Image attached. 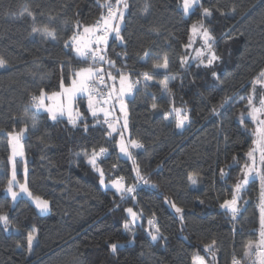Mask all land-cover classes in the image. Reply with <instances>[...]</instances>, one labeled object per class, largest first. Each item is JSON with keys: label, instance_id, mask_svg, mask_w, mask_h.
I'll return each mask as SVG.
<instances>
[{"label": "trees", "instance_id": "16d2710c", "mask_svg": "<svg viewBox=\"0 0 264 264\" xmlns=\"http://www.w3.org/2000/svg\"><path fill=\"white\" fill-rule=\"evenodd\" d=\"M184 1L117 4L102 55L136 80L128 140L139 147L125 156L82 99L76 122L31 105L89 65L70 39L116 0H0V264H261L264 161L253 149V108L264 92V0H196L186 12ZM196 27L207 34L205 54L192 41ZM98 151L93 166L87 158ZM101 177L122 178L132 192ZM233 197L231 214L223 204Z\"/></svg>", "mask_w": 264, "mask_h": 264}, {"label": "rangeland", "instance_id": "374dc122", "mask_svg": "<svg viewBox=\"0 0 264 264\" xmlns=\"http://www.w3.org/2000/svg\"><path fill=\"white\" fill-rule=\"evenodd\" d=\"M123 0H116L115 6L111 5L106 7V10L102 18L94 26H87L83 28L79 33L74 35L70 39V43L73 45L77 54L82 58H87L94 65L92 67L86 66L79 68L75 74L70 78L68 83L61 82L60 89L51 92L49 94L42 93L39 98L34 99L31 102L32 109L37 111L40 110L48 113L51 118L56 116H63L70 122H76L82 115L83 112L79 106L78 99H82L85 103V107L90 115L101 114L103 115L109 132L111 134L117 133V149L119 154L125 156L129 153V146L139 147L135 142L128 140V108L127 98L132 95L135 86V82L131 79L130 75L126 72H120L119 74L112 71L110 65L113 62L107 60L102 55V52L106 49V45L110 36L116 33V19H117V4H122ZM196 0H186L183 2V9L186 12ZM124 11V7H123ZM196 34H194L192 41L197 43L199 46V52L204 53V49L201 45L206 47L205 42L208 37L203 29L199 27L195 28ZM35 34L43 36L46 39H53V33L51 31H43L36 29ZM205 54V53H204ZM105 63L101 66L99 63ZM5 65L0 62V69ZM104 67H107L104 69ZM264 74V73H263ZM262 74L261 79L258 82L264 83V75ZM103 79V85L105 86V95H98L96 87L91 86L93 80L99 81ZM102 84H99L101 89ZM256 103V108H253V116L257 120L255 125L256 143L254 150L259 149L260 161H264V92ZM262 121V122H261ZM182 118H178V126L182 127ZM30 125L32 122L30 121ZM26 133L25 128L20 133L14 134L16 143L11 149V158L19 159L23 154L22 149V138ZM102 156V151L91 154L87 161L91 165H95L96 159ZM99 173L100 170L95 168ZM252 176L258 177V168H253ZM102 176V175H101ZM247 180L243 181V185ZM101 184L105 188H113L117 192L125 191L126 194L132 192L131 188H125L122 178H118L114 181L105 182L101 177ZM32 202L39 213H47L49 211L48 202L40 198H33ZM261 219H260V238L259 244L261 252L258 259L261 264H264V175L262 177V191H261ZM224 208L227 209L231 214L236 212V197L227 200L223 204ZM131 223H135L136 218L133 214H130ZM36 241V236L32 234L29 237V254L32 253V245ZM193 264H206L201 258L193 257Z\"/></svg>", "mask_w": 264, "mask_h": 264}, {"label": "built area", "instance_id": "2783aa9c", "mask_svg": "<svg viewBox=\"0 0 264 264\" xmlns=\"http://www.w3.org/2000/svg\"><path fill=\"white\" fill-rule=\"evenodd\" d=\"M94 64L90 61L89 65L90 67H92ZM99 84H102V81L101 79L99 81L97 80H93L91 82V86L92 87H96V93L100 96H103L104 98H106V95H105V89L103 87H101V89H99Z\"/></svg>", "mask_w": 264, "mask_h": 264}, {"label": "crops", "instance_id": "0c3cea01", "mask_svg": "<svg viewBox=\"0 0 264 264\" xmlns=\"http://www.w3.org/2000/svg\"><path fill=\"white\" fill-rule=\"evenodd\" d=\"M41 94H42V93H41ZM41 94H40V95H41ZM37 111H40V109L38 108Z\"/></svg>", "mask_w": 264, "mask_h": 264}]
</instances>
